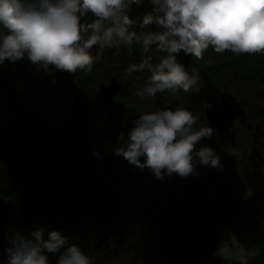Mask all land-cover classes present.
I'll return each instance as SVG.
<instances>
[{"label":"trees","instance_id":"16d2710c","mask_svg":"<svg viewBox=\"0 0 264 264\" xmlns=\"http://www.w3.org/2000/svg\"><path fill=\"white\" fill-rule=\"evenodd\" d=\"M144 4L141 14L132 17L138 21L132 26L133 30L155 31L149 26L140 27L144 10L150 11L153 7L150 0ZM94 18L88 13L82 17L81 23H90ZM113 49L116 50L113 53L116 57L113 74L124 80L125 69L131 63L139 62L140 53L126 46ZM159 53L153 50L154 63L162 58ZM53 69L49 67L46 72L42 69L40 73L27 58L0 65V196L15 204L7 217V236L11 240L17 231L28 234L47 225L49 231L59 230L68 238L69 245L78 244L90 255L93 264H99L95 252L100 246L95 242L96 246L91 248L89 240L96 231H103L102 236L107 234L111 240L113 264H129L132 258L141 262L150 251L153 256L149 264H171L170 246L165 245L164 239L175 198L167 178L158 180L150 169L142 170L122 155L115 154V149L127 140L125 132L131 131L134 120L145 110L125 90L122 98L130 109L124 112L117 125L107 127L100 124L104 118V104L96 92L108 74L96 60L90 72L77 70L74 73L76 85L83 91L85 118L67 141L59 144V137L66 127L56 134L47 127V111L57 109L53 101L56 95ZM192 70L198 72L203 81L199 93L181 90L174 95L167 91L157 94L149 103L147 112L187 108L198 117L195 127L199 129L206 124V115L201 114L203 108L205 111L204 104L217 91L229 90L240 99L234 89L247 85L258 91V97L264 95V55H236L227 50L216 53L210 48L203 59L193 57L188 71ZM258 114L264 124V112ZM103 131L109 134L104 135ZM119 133L124 134V139ZM221 139L219 149L226 152L229 138ZM224 187L220 179L212 180L207 192L216 194ZM134 192L139 194L136 202L146 209L140 219L147 221L150 236V242L142 243L136 249L131 242L135 234L131 207L137 204L132 197ZM261 204L253 210L251 217L230 211L220 213L213 220L220 229L226 223L237 226L235 234L241 242L258 250L251 264H264V203ZM249 207L246 205L242 209ZM116 229L118 232L114 231ZM63 251L62 248L57 253H48L49 264H57ZM103 264L107 263L104 261Z\"/></svg>","mask_w":264,"mask_h":264},{"label":"clouds","instance_id":"9594fccd","mask_svg":"<svg viewBox=\"0 0 264 264\" xmlns=\"http://www.w3.org/2000/svg\"><path fill=\"white\" fill-rule=\"evenodd\" d=\"M152 9L139 21L140 27L155 25V31L133 30L138 21L130 17L133 5L143 0H0V65L27 58L38 69L90 72L98 49L126 46L140 53L127 76L147 72V81L136 95L148 100L165 93H199L203 81L198 72H189L178 60L183 50L200 60L211 47L264 55V0H150ZM92 13L90 23L81 19ZM153 50L166 53L153 62ZM198 117L187 108H162L145 112L134 120L124 144L115 149L130 164L148 168L158 180L174 174L187 178L198 165L223 168L221 157L208 145L214 129L195 127ZM121 139L124 134L121 133ZM99 155V153H96ZM143 158V159H142ZM47 234V238H45ZM64 249L57 264H93L78 244L69 245L59 230L47 225L28 234L17 231L0 264H49L48 253ZM221 264H251L258 250L246 246L227 231L217 251Z\"/></svg>","mask_w":264,"mask_h":264},{"label":"rangeland","instance_id":"374dc122","mask_svg":"<svg viewBox=\"0 0 264 264\" xmlns=\"http://www.w3.org/2000/svg\"><path fill=\"white\" fill-rule=\"evenodd\" d=\"M148 0H143L141 5H133L132 9L129 12L130 17H135L140 15L143 8H145V2ZM147 11L144 10L145 14ZM152 30H157L155 25L149 26ZM211 47L205 52L204 57L208 54V51ZM105 50V51H104ZM106 50L109 49H99V54L96 53L98 57L97 61L104 68V72L106 74H111L113 72V63L116 61V57H108L106 55ZM166 53H159L158 56L163 57ZM112 58V59H111ZM42 69H38V72L41 73ZM45 71V70H44ZM54 71V70H53ZM46 72V71H45ZM52 74V72L50 73ZM147 72L142 73H134L131 76L125 75V90L137 100L140 108H143L145 112H147L149 103L155 98L152 99H142L136 95L137 90L143 88L144 84L147 81ZM48 77H45L44 80H47ZM73 89H70L65 92L62 97H57L55 95L54 102L56 103L57 109L53 108V110L47 111V127L51 131L52 134H56L58 131H62L65 129L66 124L71 116L72 109L74 107L72 105L73 97L76 94L81 95L82 89L76 86H72ZM237 91L240 99L244 101V104L250 111V121L253 124L256 121H259L260 117L258 113L264 112V95L262 97H258V91L251 86H243L242 88L234 89ZM83 92V91H82ZM51 108V107H50ZM91 113V110L89 111ZM202 116L205 117L204 108L201 111ZM248 120V119H247ZM93 122V119L91 120ZM101 125H105L106 122H100ZM261 128V127H260ZM254 130V129H253ZM262 130V128H261ZM254 133V132H253ZM263 134V131H262ZM261 135V134H260ZM252 137V132L248 130L242 124L237 123L231 129V135L228 136L229 144L226 152H222L219 147L222 139H211L208 138L207 141L200 142L197 147L201 145H208L215 149L216 153L221 157V161L223 164V168H213L210 166L198 165L197 172L194 175H190L187 178H182L179 175L174 174L171 177H167V184L169 188L174 192L173 196L175 198V205L172 209V214L168 220L171 222L175 217V210L178 206L184 205L186 203V194L184 193L185 189L191 188L192 191L197 194L201 193L204 195L207 192V188L209 186L210 181L221 180L225 187L221 190H217L216 195H220L223 198L227 199V202L234 203L236 202L239 208H243L246 205H254L256 208L260 207L261 203H264V164L260 163L255 157L252 159L251 152V143L250 139ZM254 155V154H253ZM131 174V173H130ZM125 175H128V172L125 171ZM249 188L251 190H249ZM220 192V193H219ZM137 193H133L132 197L135 198V203H137ZM133 200V198H132ZM133 213V225L134 228L132 231L135 233L132 237L131 242L134 243L135 236L140 234V225L146 226L147 221H142L140 219L141 216L146 214V209L140 202H138L134 207L132 206ZM201 213L196 212L194 214L195 218H200ZM217 216L216 214H214ZM210 219H215V217L210 215ZM138 227V228H137ZM118 232L117 229L114 230ZM208 235H213L217 233V230L212 227ZM103 234V231H96L94 236L89 240V246H96L95 242L98 240ZM119 239V238H118ZM142 242L138 246H141ZM113 250V249H112ZM111 251V250H110ZM104 246L99 247V250L95 252L96 261L99 264L105 263L113 264L111 258L113 257V252H110ZM153 253L150 251L143 258V261L138 262L135 258L130 259L129 264H149L152 260ZM118 257V256H117ZM120 263V262H119ZM117 264V263H114Z\"/></svg>","mask_w":264,"mask_h":264},{"label":"water","instance_id":"95a60500","mask_svg":"<svg viewBox=\"0 0 264 264\" xmlns=\"http://www.w3.org/2000/svg\"><path fill=\"white\" fill-rule=\"evenodd\" d=\"M92 14V13H91ZM92 53L97 52L96 46H93ZM111 51V49L109 50ZM193 56L185 55L183 50L178 54V60L183 63L186 69H189ZM55 94L58 97H62L68 87L75 86V75L67 71H60L53 69ZM122 84L118 78L112 77L111 81L101 83L96 92L97 98L101 100L108 109V124H111L114 119H118V107L120 106L117 96L122 91ZM205 115L206 124L214 129L211 139H220L231 135V129L235 125V121L239 119L241 123L246 124L249 117L247 109L243 106L242 101L229 90L217 91L215 95H210L205 102ZM73 106L77 111L72 114L66 129L59 137V144H64L68 137L74 132L75 128L83 123V109L84 100L82 96L76 95L73 100ZM249 128L252 125L248 126ZM262 130L259 126L256 127L254 137L257 138L261 134ZM207 137H205L206 139ZM252 154L258 153L257 146L254 142L252 148ZM217 198L213 200V204H216ZM197 202L195 201L191 205L179 206L175 210L176 218L170 224V235L172 239L171 246V262L172 264H188L184 262V253L187 247H192L198 254H205L207 261L202 264H217L218 258L211 260L213 254L217 251L221 240H217L211 246L202 247L200 244L191 245V240L196 236L204 234L208 229V222L204 221L198 223L191 231H189L188 225L190 223V215L195 208ZM15 207V204L6 200L0 196V260H6V248L11 246V240L6 233L7 217L10 211ZM145 231L143 230V236ZM181 237L178 238V236ZM186 239V242H185ZM149 240V239H146ZM98 246L110 247L109 236L104 234L96 241Z\"/></svg>","mask_w":264,"mask_h":264},{"label":"flooded vegetation","instance_id":"af4514ba","mask_svg":"<svg viewBox=\"0 0 264 264\" xmlns=\"http://www.w3.org/2000/svg\"><path fill=\"white\" fill-rule=\"evenodd\" d=\"M110 50V49H109ZM109 50H106V55L108 57H112L114 58L113 56V53L115 54L116 50L115 49H111V51ZM105 51V50H104ZM99 52V49L97 48V52ZM95 53V54H96ZM111 58V59H112ZM116 59V58H115ZM53 75V74H52ZM112 77H116L119 79V81L121 82L122 86H123V90L122 92L117 96V100L119 101L120 103V106L118 107V114H119V117L118 119H114L113 122L111 124H108L107 122V118H108V109L107 107L104 105V112L102 113L104 115V118L102 119V122L105 121L106 122V126L107 127H111V126H115L117 125V122L120 120V118L123 116L124 112H127L129 108H127L125 106V101L124 99L122 98L123 96V93L125 91V84H124V80L119 77V76H115L113 74V72L111 74H108L107 76V79L104 80V82L102 83H106L108 84L110 81H111V78ZM69 89V87H68ZM67 89V90H68ZM66 90V91H67ZM80 94H76V95H80L82 96L83 98V92L81 91ZM84 100V98H83ZM102 102V101H101ZM85 103V101H84ZM103 103V102H102ZM104 104V103H103ZM244 106V105H243ZM248 113H249V117H248V120L246 122V124H243L241 123V121L239 119H237L235 121V125L237 123L239 124H242L243 126H245L248 130H250L252 132V137L250 139V143H251V146L253 148L254 146V142L257 146V150H258V153L256 154H252V152H250V154L252 155V159L255 157L260 163H263L264 164V124L261 122V118L259 119V121H256L254 124L253 122L250 121V111L249 109L244 106ZM85 104H84V109H83V117L85 118ZM148 110V109H147ZM77 111V109H74L73 113H75ZM234 125V126H235ZM249 125H252L251 128H249L248 126ZM259 126L262 128V131H263V134L261 132V135H259L257 138L254 137V134L256 132V127ZM254 129V130H253ZM122 132V131H121ZM254 132V133H253ZM104 135H108L109 133L107 132H102ZM126 134H128V132H125ZM120 134V133H119ZM121 135V134H120ZM208 137L205 139L203 138V141H207ZM214 140H217V139H214ZM252 148H251V151H252ZM184 193L186 194V203L184 205H191L193 204L195 201L197 202L195 208L192 210L191 212V215H190V223L188 225V230L191 231L198 223H201V222H208L209 226H208V229L207 231L202 234V235H199V236H196L195 238H193L191 240V245L189 246H193V245H196V244H200L202 247H206V246H211L213 245V243L217 240H221L222 237H223V234L227 231H232L234 233H236L238 231V228L237 226L235 225H231L230 223H226V225L220 229L219 226H217L215 223H213V220L214 219H210V215H212V217L214 216L215 219L218 218V215L220 213L222 214H225V212H230L232 211L234 214H237V211H239L238 215H245L246 217H251L253 216V210H256L257 208L254 206V205H249L250 207L249 208H245V209H242V208H239L237 205L236 202L234 203H231V202H227V199L220 195H216V194H208V193H205L204 195H201V193H197L195 194L191 188H187L185 189ZM217 198V202L216 204H213V200ZM262 205V204H261ZM183 206V205H181ZM179 207V206H178ZM244 211V212H241V210ZM196 212H199L201 213L200 218H195L194 217V214ZM214 214H218L217 216H215ZM221 215V214H220ZM176 218V214H175V217L173 218V220ZM173 220H171V222L168 224V227H167V230L165 231V245L166 246H170V255H171V246H172V239H171V233H170V224L173 222ZM216 228L217 230V233L216 234H213V235H208L209 233V230L214 227ZM143 230L145 231V235L143 236ZM148 227L146 226H142L141 229H140V234L139 235H136L135 236V240H134V245H135V249L137 247H139L138 245L140 244V242L142 243H148L150 242V236H149V233H148ZM181 237V235L178 236V238ZM146 239H149V240H146ZM109 242H110V246L111 245V240L109 238ZM185 242H186V239H185ZM141 243V244H142ZM102 247V246H101ZM106 248V246H104ZM107 250H111V248H106ZM112 252V251H110ZM218 258V262L217 264H221V261H220V258L218 256H212L210 258V261L211 260H215ZM205 261H207V256L203 253L201 254H198L192 247H187L186 250H185V253H184V262L185 263H188V264H202L204 263ZM172 264V262H171Z\"/></svg>","mask_w":264,"mask_h":264}]
</instances>
